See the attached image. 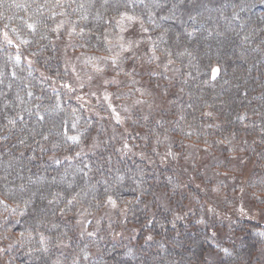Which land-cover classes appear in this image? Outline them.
<instances>
[{
	"label": "trees",
	"instance_id": "trees-1",
	"mask_svg": "<svg viewBox=\"0 0 264 264\" xmlns=\"http://www.w3.org/2000/svg\"><path fill=\"white\" fill-rule=\"evenodd\" d=\"M128 20L141 27L143 62L159 70L141 77L170 103L166 113H139L129 136L146 152L169 143L244 150L248 190L264 205V0H0V235L14 241L7 264L205 263L208 235L173 220L172 171L111 146L79 155L99 123L64 87L55 39L71 36L89 55H108L117 25ZM1 31L35 68L17 60ZM104 204L123 215L112 221L125 237L118 243L104 229L81 233L80 222L97 219ZM241 224L254 247L218 264H251L260 226Z\"/></svg>",
	"mask_w": 264,
	"mask_h": 264
},
{
	"label": "rangeland",
	"instance_id": "rangeland-1",
	"mask_svg": "<svg viewBox=\"0 0 264 264\" xmlns=\"http://www.w3.org/2000/svg\"><path fill=\"white\" fill-rule=\"evenodd\" d=\"M180 1L182 0H177ZM189 1L193 3L194 0ZM221 6L222 9L228 8L222 4ZM136 24L128 20L127 23L117 25V35L108 41L113 45L110 46L111 53L108 55H89L71 36L55 39L62 57V69L67 76L64 87L73 94L74 100L86 116L97 119L100 124L96 137H92L86 147L83 145L82 148L86 151L79 155H91L111 146L114 153L116 151L123 155L126 151L148 166L172 171V179L178 185L172 198L169 197L174 204L173 220L183 223L189 220L191 225L208 235L205 240L209 244V252L204 264H218L225 257L230 260H235L237 256L242 258L240 249L248 248L247 252H250L254 247L252 238L240 231L241 223L246 222L260 226L257 234L261 243L252 252L251 264H264V205L259 206L248 190L251 162L244 150H229L220 154L211 148L185 144L186 147L182 145L181 149L169 143L165 147L152 145L146 152L142 144H137L139 140L135 141L129 136L134 135L129 127L139 113L149 116L166 113L170 108L169 98L151 89L149 80L141 77L145 73L156 76L159 70L143 62L139 50L141 40L138 39L142 36L139 30L141 27ZM1 40L14 51L17 60L29 68H35L33 61L23 54L17 43L4 31H1ZM36 71L42 74L41 71ZM217 74L218 69L213 67L211 78H215ZM70 139L76 141L73 135ZM39 183L41 185L43 181L40 180ZM107 205L109 204H104L103 211L95 220L91 215H86L85 219H92L82 220L80 230L85 236H93L104 229L105 235L108 233L112 242L118 243L125 238L120 239L122 236L113 231L116 224L112 221L118 210L115 205ZM117 217L119 219L123 215L118 214ZM0 220H3L2 215ZM100 221L104 222L99 223ZM2 235L7 234L0 235V264H7L4 253L8 250V244H13L14 241L7 242ZM200 242L201 239H197L193 245H189L192 256L197 253ZM133 256L125 253L122 258L133 261L130 259Z\"/></svg>",
	"mask_w": 264,
	"mask_h": 264
}]
</instances>
